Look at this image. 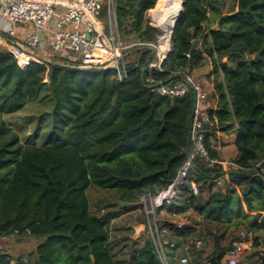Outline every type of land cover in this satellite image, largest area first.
<instances>
[{
  "label": "trees",
  "instance_id": "1",
  "mask_svg": "<svg viewBox=\"0 0 264 264\" xmlns=\"http://www.w3.org/2000/svg\"><path fill=\"white\" fill-rule=\"evenodd\" d=\"M159 1L114 0L115 28L126 46L127 76L121 80L113 68H79L56 56L50 60L59 64L32 61L22 69L0 45V238H37L27 257L34 264H162L150 232L142 245L131 244L126 257L118 259L112 221L141 205V196H154L171 184L189 154L191 166L175 196L155 207L159 227L167 229L162 236L168 264H226V252L238 236L226 241L231 227L243 226L261 245L264 0H237L226 12L223 0H182L170 49L157 68L150 63L163 28L150 23L149 11ZM101 16L107 21L106 6ZM206 60L212 91L198 108L207 120H199L189 134L196 91L187 78ZM147 78L168 79L164 84L185 85L186 91L161 95ZM43 86L47 90L40 93ZM33 101L48 108L34 116L24 140L3 116ZM231 131L236 154L226 161L214 141ZM198 135L206 155L194 148ZM220 178L222 188L214 189ZM91 186L115 199H99L94 210L87 194ZM189 210L217 226L209 251L195 241L186 245L176 233H184V227L160 216ZM184 255L188 261L180 263ZM0 264H9L1 251Z\"/></svg>",
  "mask_w": 264,
  "mask_h": 264
},
{
  "label": "built area",
  "instance_id": "2",
  "mask_svg": "<svg viewBox=\"0 0 264 264\" xmlns=\"http://www.w3.org/2000/svg\"><path fill=\"white\" fill-rule=\"evenodd\" d=\"M107 7L108 19L105 22L101 16L103 7ZM114 0H0V45L15 58L16 64L24 69L32 61L44 62L43 59L56 56L76 62L82 67H110L115 70L114 77L121 80L127 76L124 66V49L126 46L118 38L113 18ZM153 20L152 11L149 12ZM154 21V20H153ZM150 23L153 25L150 21ZM29 25V27H28ZM155 25V24H154ZM153 25V26H154ZM28 29L27 32L19 31ZM156 28V26H154ZM158 30V29H157ZM159 31V30H158ZM170 39L165 51L160 50L159 39L154 45L156 60L150 66L160 67L170 49ZM196 91L195 119L192 130L200 126V121L207 120L205 112H201L198 103L206 96L198 83L187 78ZM147 85L161 95L178 96L186 91L185 85L164 84L147 78ZM157 83H160L157 86ZM200 115V119L197 118ZM194 148L201 155H206L201 136L195 140ZM192 155L189 154L184 167L179 171L175 180L154 196H141L139 201L147 216L152 241L162 264H168L165 255V244L162 234L167 229L159 227V218L155 214V207L172 199L187 175L191 166ZM192 190L198 192L193 182ZM176 226L181 230V223ZM17 233V230L15 231ZM238 236L231 241L226 252V264H239L238 259L248 243L246 231H238ZM173 242L169 243L172 247ZM197 247L202 245L200 238L195 240ZM264 261V250L260 253ZM180 263L188 261L187 256L179 257Z\"/></svg>",
  "mask_w": 264,
  "mask_h": 264
},
{
  "label": "rangeland",
  "instance_id": "3",
  "mask_svg": "<svg viewBox=\"0 0 264 264\" xmlns=\"http://www.w3.org/2000/svg\"><path fill=\"white\" fill-rule=\"evenodd\" d=\"M223 1V12L235 8L237 2V0ZM155 12L156 11L154 10L152 11L153 15L156 14ZM150 21L154 23V21L151 20V17ZM156 29L158 28L156 27ZM49 59H52V57H49ZM205 67H202V75L206 76L207 82L204 83L201 78L200 81L197 82H199L202 86V89L208 93L211 91V79H213V76H211V72H209V74H206V71L204 70H206L207 67ZM46 90L47 86H43L40 90V93H43ZM208 99H210V96ZM47 108L48 104H46L45 102L42 103L40 101H33L29 102L23 109L14 113L5 114L3 117L5 121L14 130L18 131L22 138L25 140L29 136L30 131L32 129V125L34 123V116ZM45 127L44 125L42 126L43 129ZM219 141L221 143V146L224 147V150L220 151V155L224 159H226V161L231 160L235 156L233 154H236V147L234 141L232 142V134L226 137H221ZM37 143L40 142L37 141ZM214 143L216 142L214 141ZM222 185L223 179L220 178V180H218V182L216 183L214 189H221ZM87 194L91 204V208H93L94 210L96 209L95 203L99 199H115V196L112 195V193L96 186H91L88 189ZM203 194L206 195V192L203 191ZM160 216H163L176 224H182V226L184 227V233H176L178 235H182L181 238H183V241L186 245H189L191 241L194 242L196 239L200 238L202 240V247H204L206 251H209L212 248V234L215 232V227L217 226L204 222L201 215H199L194 210H189L184 214L176 215L173 217H170L164 212H161ZM147 220L148 219L142 205H137L136 208L132 211L122 213L112 221V240L116 242V245H114L113 247V251L115 252V255L118 259L126 257L128 251L130 250L131 244L137 247L144 243V237H146L148 232H150L149 223ZM241 229L246 231L243 226L228 228L225 237L226 241H231L233 236ZM219 232L220 230H218L217 233ZM246 233L248 237V243L246 244L244 252L238 259L239 264H264L261 261L259 254L260 251L264 250V228L257 232L258 240L261 243V245L259 246L254 244L253 234H250L248 232ZM3 238V240H0V251L2 253L5 252L4 254L6 255L7 260L10 264H17L16 258L19 257H23L27 260L29 251L32 250L35 245L39 242V240L34 237H24L19 240L16 235L5 236Z\"/></svg>",
  "mask_w": 264,
  "mask_h": 264
},
{
  "label": "bare ground",
  "instance_id": "4",
  "mask_svg": "<svg viewBox=\"0 0 264 264\" xmlns=\"http://www.w3.org/2000/svg\"><path fill=\"white\" fill-rule=\"evenodd\" d=\"M181 0H160L156 14L153 15L154 23L163 28V33L159 37L160 50L165 51L170 38L171 27L180 9Z\"/></svg>",
  "mask_w": 264,
  "mask_h": 264
},
{
  "label": "crops",
  "instance_id": "5",
  "mask_svg": "<svg viewBox=\"0 0 264 264\" xmlns=\"http://www.w3.org/2000/svg\"><path fill=\"white\" fill-rule=\"evenodd\" d=\"M160 2V1H159ZM159 4V3H158ZM158 4L155 6L156 8H152L150 11H155L156 9H157V7H158ZM149 11V12H150ZM157 13V12H156ZM105 21V20H104ZM106 22V21H105ZM28 27H29V25H28ZM19 31L21 32L20 34H22L23 32H27L28 31V29H26V28H23V29H21L20 27H19ZM209 61H207L206 60V62H205V64L204 65H202L201 67H199V68H197V69H195L192 73H191V75H190V77H191V79L192 80H194V81H200V78L204 81V83L205 82H207V80H206V76H204V75H202V67H205L206 68V70H204V71H206V74L208 73L209 74V72H210V69H211V64L210 63H208ZM207 65H209V66H207ZM195 83H198V82H195ZM211 91H212V89H211ZM210 91V92H211ZM205 105H208L207 104V102L205 103ZM232 134V142L234 141V131H231V132H229V133H221V134H219V136H218V139L217 140H215V144H216V147L218 148V151H219V154H220V151H222V150H224L223 148L224 147H222L221 146V143H220V138L221 137H226V136H228V135H231ZM233 155H235V154H233ZM220 158L221 159H224L221 155H220ZM224 160H226V159H224ZM170 217H173V216H176V215H173V216H171V215H169ZM4 238L3 237H1L0 238V240H3ZM142 245V244H141ZM36 246V245H35ZM35 248V247H34ZM33 248V249H34ZM32 249V250H33ZM32 250H30L29 252H31ZM5 253V252H4ZM16 260H17V264H34L33 262H30V261H27L26 259H24L23 257H19V258H16ZM10 264V263H9ZM16 264V263H15Z\"/></svg>",
  "mask_w": 264,
  "mask_h": 264
},
{
  "label": "water",
  "instance_id": "6",
  "mask_svg": "<svg viewBox=\"0 0 264 264\" xmlns=\"http://www.w3.org/2000/svg\"><path fill=\"white\" fill-rule=\"evenodd\" d=\"M181 11H182V0L180 1V9H179V12H178L176 18L174 19V21H173V23H172L171 33H170V38H169V39H170V42H171V40H172V36H173V33H174L175 25H176V23H177V21H178V19H179V16H180V14H181ZM43 61H44L45 63H55V64H59V63H57V62H53V61H51L50 59H43ZM79 68H91V69L99 68V69H102V70H106V69H109L110 67H79ZM145 69H146L145 66L141 68V75H143ZM167 81H168V79H166L165 81H162V83H165V82H167ZM159 84H160V83H157V84L154 85V86H157V85H159ZM192 120H193V117H192ZM191 131H192V121L190 122V125H189V134L191 133ZM90 256H91V258H93L92 255H90Z\"/></svg>",
  "mask_w": 264,
  "mask_h": 264
}]
</instances>
